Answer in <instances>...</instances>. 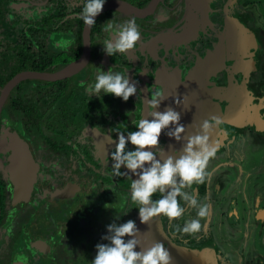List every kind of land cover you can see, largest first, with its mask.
Listing matches in <instances>:
<instances>
[{
    "label": "flooded vegetation",
    "instance_id": "1",
    "mask_svg": "<svg viewBox=\"0 0 264 264\" xmlns=\"http://www.w3.org/2000/svg\"><path fill=\"white\" fill-rule=\"evenodd\" d=\"M256 2L0 0V264H264Z\"/></svg>",
    "mask_w": 264,
    "mask_h": 264
},
{
    "label": "water",
    "instance_id": "2",
    "mask_svg": "<svg viewBox=\"0 0 264 264\" xmlns=\"http://www.w3.org/2000/svg\"><path fill=\"white\" fill-rule=\"evenodd\" d=\"M107 4L104 3L102 5H100L99 7H97V9L93 12L92 16H95L98 12H100L102 9H104V7L106 6ZM88 24L90 23V19L88 20L87 22ZM231 25V24H230ZM229 27H232L229 26ZM239 28V26H238ZM88 29V28H87ZM233 29V27H232ZM239 30V29H238ZM234 31V30H233ZM237 31V26H236V29H235V32ZM240 31V30H239ZM227 32H229V30H227ZM237 35L240 34V33H236ZM251 35V34H250ZM245 36V35H244ZM252 37V36H251ZM239 39V37H238ZM239 41V40H238ZM85 62V56H83L80 60H77L71 64H69L68 66H66L62 72H61V75L63 74H68V73H71L73 71H75L76 69H78L83 63ZM195 71H193L194 73ZM38 76V74H37ZM170 101V99H169ZM146 214L147 212H143L141 215H140V219H139V223H138V227H137V233L141 236H143L144 232H145V227L144 225L146 224L145 223V217H146ZM181 250V249H180ZM178 250V249H173L174 252H170V250H161L162 254L161 256L162 257V263L163 264H201L202 260H198L196 259V255H198L197 253H194L192 251H189V252H186L184 250ZM181 260V262L179 263V261ZM204 263L207 262V261H203ZM208 264V262L206 263Z\"/></svg>",
    "mask_w": 264,
    "mask_h": 264
},
{
    "label": "rangeland",
    "instance_id": "3",
    "mask_svg": "<svg viewBox=\"0 0 264 264\" xmlns=\"http://www.w3.org/2000/svg\"><path fill=\"white\" fill-rule=\"evenodd\" d=\"M257 0H255V3H257L256 2ZM263 3H264V0H263V2L261 1L258 5L256 4V11L258 12V13H260V14H264V5H263ZM262 21L264 22V16H263V18H262ZM254 144V143H253ZM257 142H256V144H254V147L253 146H251L252 148L249 150V153H251L250 154V156L248 157V159H247V161L249 160V162L251 163V165H253V164H261L262 162H264V155L262 154V151H261V146H257ZM260 145V144H259Z\"/></svg>",
    "mask_w": 264,
    "mask_h": 264
},
{
    "label": "crops",
    "instance_id": "4",
    "mask_svg": "<svg viewBox=\"0 0 264 264\" xmlns=\"http://www.w3.org/2000/svg\"><path fill=\"white\" fill-rule=\"evenodd\" d=\"M262 2H263V0H261ZM263 5H264V3H263ZM257 7H256V5H253L252 6V11L257 15L258 14V12L255 10ZM264 8V7H263ZM260 14V13H259ZM262 15H264L263 13H262ZM241 33L239 34V38H241ZM243 37V36H242Z\"/></svg>",
    "mask_w": 264,
    "mask_h": 264
}]
</instances>
